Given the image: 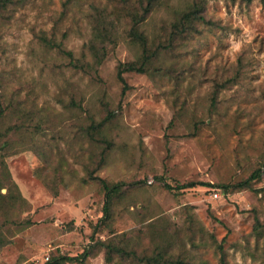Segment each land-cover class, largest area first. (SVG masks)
Wrapping results in <instances>:
<instances>
[{"label":"rangeland","instance_id":"374dc122","mask_svg":"<svg viewBox=\"0 0 264 264\" xmlns=\"http://www.w3.org/2000/svg\"><path fill=\"white\" fill-rule=\"evenodd\" d=\"M5 1L0 264L86 250L67 264H107L99 242L123 235L140 251L168 243L187 264H264V176L253 189L232 188L264 161V3L206 0L204 23L164 55L171 75L127 73L123 94L118 66L138 49L125 39L120 0ZM192 1L164 0L149 36ZM97 26L121 36L98 67ZM109 112L96 136L91 127ZM90 172L128 184L107 226L105 194ZM186 182L209 185L164 187Z\"/></svg>","mask_w":264,"mask_h":264},{"label":"trees","instance_id":"16d2710c","mask_svg":"<svg viewBox=\"0 0 264 264\" xmlns=\"http://www.w3.org/2000/svg\"><path fill=\"white\" fill-rule=\"evenodd\" d=\"M10 2V0H7ZM247 3L252 0H245ZM264 3V0H260ZM123 9L124 19L128 22V30L125 32V39L138 49V54L135 60L128 63H121L118 66L117 78L122 84V93L125 94L130 88L124 77L127 73L146 74L149 76H170L172 69L163 63L164 55L174 51L179 45L180 41L184 38L191 37L197 32V21L204 23L205 18L202 16L203 7L206 0H193L188 3L186 8L176 12L173 20L170 21L168 26L163 25L162 31L154 35L153 38L149 36L146 31L148 21L152 18L154 13L164 5V0H120ZM6 1L0 0V10L5 7ZM100 20L109 22L106 18L101 17ZM207 22V21H206ZM205 22V23H206ZM109 24H111L109 22ZM121 38L117 31L114 36L112 29L107 26L96 27V41L92 43V55L95 59V65L98 67L101 65L106 57L108 45H117L115 38ZM80 64V60L78 61ZM77 66H79L77 64ZM81 66V65H80ZM230 82L232 80H226ZM225 87V86H223ZM4 109L2 108V100L0 95V118L4 115ZM113 116L111 112L107 114L105 118L95 123L91 127V130L95 131L96 136H100L101 130H104L108 121ZM106 141V140H105ZM110 145V144H109ZM4 169L7 173V178L10 179V174L7 166L4 164ZM264 176V161L259 168H257L251 176L242 182L232 186L233 190L253 189V183H258ZM89 178L92 181H98L104 194L105 202L103 207V218L100 224L105 226L113 219V211L116 200L120 199L125 192V188L128 186L125 182L109 183L104 179H100L94 176L91 172ZM209 184L198 182H186L184 184H178L176 187H172L165 184L164 187L167 190H185L193 189L198 186H207ZM225 190H228L231 186H221ZM264 191V189H258V192ZM100 224H98L100 226ZM97 225V227H98ZM261 223L257 219V229H259ZM102 248L105 249V258L107 264H113L115 258L121 259L123 264H187V257L183 254H177L174 250H170L168 243L162 241L161 245L158 244L154 250H135V248L126 241V236L123 235L120 241L110 240L99 242ZM0 246H3V242L0 240ZM89 255L86 250L81 256H53L49 258L44 264H67L69 262L79 261V258H85Z\"/></svg>","mask_w":264,"mask_h":264},{"label":"built area","instance_id":"2783aa9c","mask_svg":"<svg viewBox=\"0 0 264 264\" xmlns=\"http://www.w3.org/2000/svg\"><path fill=\"white\" fill-rule=\"evenodd\" d=\"M213 196L216 198L218 197V193L217 192H214ZM48 260V259H47Z\"/></svg>","mask_w":264,"mask_h":264}]
</instances>
